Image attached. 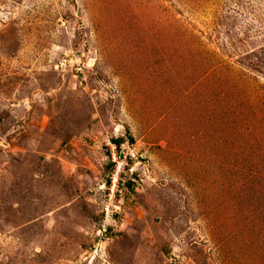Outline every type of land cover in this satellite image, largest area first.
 <instances>
[{
    "label": "rangeland",
    "instance_id": "1",
    "mask_svg": "<svg viewBox=\"0 0 264 264\" xmlns=\"http://www.w3.org/2000/svg\"><path fill=\"white\" fill-rule=\"evenodd\" d=\"M0 264H264V0H0Z\"/></svg>",
    "mask_w": 264,
    "mask_h": 264
},
{
    "label": "built area",
    "instance_id": "2",
    "mask_svg": "<svg viewBox=\"0 0 264 264\" xmlns=\"http://www.w3.org/2000/svg\"><path fill=\"white\" fill-rule=\"evenodd\" d=\"M108 145H109V147H110V150H115L116 149V146L113 144V145H111L109 142H108ZM120 169H121V166H118L117 167V169H116V175H117V173L118 172H120Z\"/></svg>",
    "mask_w": 264,
    "mask_h": 264
},
{
    "label": "trees",
    "instance_id": "3",
    "mask_svg": "<svg viewBox=\"0 0 264 264\" xmlns=\"http://www.w3.org/2000/svg\"><path fill=\"white\" fill-rule=\"evenodd\" d=\"M112 142L114 143L115 146H116V144H118L116 141H112ZM113 143H112V144H113ZM116 148H117V146H116Z\"/></svg>",
    "mask_w": 264,
    "mask_h": 264
}]
</instances>
